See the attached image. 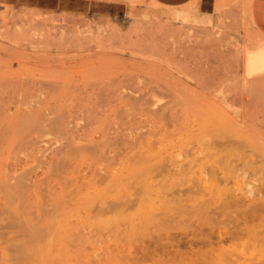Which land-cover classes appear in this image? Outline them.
<instances>
[{"label":"rangeland","instance_id":"rangeland-1","mask_svg":"<svg viewBox=\"0 0 264 264\" xmlns=\"http://www.w3.org/2000/svg\"><path fill=\"white\" fill-rule=\"evenodd\" d=\"M96 1L0 0V264H264L252 0Z\"/></svg>","mask_w":264,"mask_h":264},{"label":"crops","instance_id":"crops-1","mask_svg":"<svg viewBox=\"0 0 264 264\" xmlns=\"http://www.w3.org/2000/svg\"><path fill=\"white\" fill-rule=\"evenodd\" d=\"M13 5H26L46 9H63L72 12H91L97 7L96 0H2ZM167 6H180L191 2L197 4L201 11H208L209 0H152ZM190 4V5H191ZM251 19L264 35V0H252L250 7Z\"/></svg>","mask_w":264,"mask_h":264},{"label":"bare ground","instance_id":"bare-ground-1","mask_svg":"<svg viewBox=\"0 0 264 264\" xmlns=\"http://www.w3.org/2000/svg\"><path fill=\"white\" fill-rule=\"evenodd\" d=\"M154 2V1H153ZM194 4V3H193ZM192 5V4H191ZM190 5V6H191ZM187 11V8L185 9V12ZM179 13H181V12H179ZM178 15V13L177 14H175V13H173V14H171V16H177ZM180 15V14H179ZM178 15V16H179ZM186 16V15H185ZM183 17V16H182ZM181 17V18H182ZM180 18V19H181ZM184 18V17H183ZM185 19V18H184ZM261 57V56H260ZM264 58V57H263ZM263 209H264V200L263 201H259V202H256V201H253L252 202V212H260V211H263ZM260 213H263V212H260ZM253 230V229H252ZM248 231V230H247ZM252 233H254V232H252ZM250 238H252V237H250ZM37 248H39L38 246H36V249ZM39 251H40V249H39ZM41 252V251H40ZM30 257H32V259H33V261H41V260H44V258H43V256L36 250V251H33L32 252V254H31V256Z\"/></svg>","mask_w":264,"mask_h":264}]
</instances>
